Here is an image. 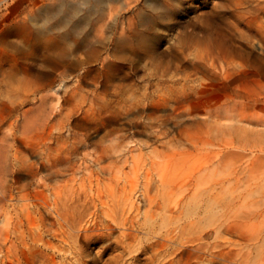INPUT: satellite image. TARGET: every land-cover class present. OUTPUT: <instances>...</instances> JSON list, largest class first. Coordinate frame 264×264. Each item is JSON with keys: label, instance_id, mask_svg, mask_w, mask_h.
<instances>
[{"label": "rangeland", "instance_id": "374dc122", "mask_svg": "<svg viewBox=\"0 0 264 264\" xmlns=\"http://www.w3.org/2000/svg\"><path fill=\"white\" fill-rule=\"evenodd\" d=\"M207 1L209 11L217 0ZM0 9V14L6 12ZM192 21L187 29L191 31L188 36L193 35L190 38L181 36L184 29L173 22L165 26L149 23L148 30L156 36L144 48L135 37L130 41L131 49L140 46L142 50L135 61L137 72L125 78L119 74L125 64L116 52H132L118 41L125 34L128 16L122 2H111L92 18L87 32L71 35L75 47L66 62H74L75 69L54 76L43 88V93L53 94L46 104L49 119L44 127L22 133L19 113L0 108V141L11 145L13 175L22 179L14 198L7 201L9 210L21 214L28 206L46 213L44 203L49 197L54 199L49 190L53 185L60 186L64 200L72 194V184L83 194L81 184L88 183L83 178L88 176L86 164L93 170L94 157L109 153L111 157L106 156L102 164L120 167V181L127 189L131 184L141 189L147 173L151 181L158 180L161 173L187 179L186 188L176 191L180 200L176 211L189 208L195 219L207 217L208 211L228 217L218 232L225 245L211 249L214 254L207 253L200 264L257 263L252 234L259 221L252 212L259 190L264 191V63L253 65L257 58L264 62V38L251 36L244 26L228 37L208 36L204 21ZM35 32L34 26L30 31L7 28L0 19V53L13 59L19 79V84L14 81L9 87L0 77V98L4 100L9 91L16 96L25 92L28 86L21 81L28 75L51 71L50 63L42 58L50 49L46 44L39 46ZM126 33L133 34L128 29ZM56 35L62 33H46L45 37ZM94 45L97 53L92 51ZM32 48L39 55L20 58ZM105 57L117 68L106 67ZM22 67H28L29 74ZM42 162L57 164L62 174L50 178L40 168ZM71 164L74 169L68 167ZM71 176L77 181L70 182ZM101 177L108 182L111 175L108 171ZM214 201L220 204L208 206ZM140 204L144 212L146 204ZM203 221L198 226L207 232V241H212L217 235L212 222ZM189 222L185 216L180 220L181 224ZM117 234L115 231L113 236ZM113 236L90 244L80 238L90 264H103L112 250L108 248L102 259L99 254L115 240ZM61 255L58 264H73L71 258ZM152 255L148 251L139 257L143 263ZM126 256L133 261L131 254Z\"/></svg>", "mask_w": 264, "mask_h": 264}, {"label": "bare ground", "instance_id": "6f19581e", "mask_svg": "<svg viewBox=\"0 0 264 264\" xmlns=\"http://www.w3.org/2000/svg\"><path fill=\"white\" fill-rule=\"evenodd\" d=\"M111 2H122L128 16L125 34L119 35L118 41L132 52H116L117 58L125 64L119 70L121 77L125 78L137 72L135 61L141 56V47L152 45L156 35L147 28L151 22L161 23L162 26L173 22L184 29L181 36H188L191 31L187 29L195 19L205 22L203 30L208 36L228 37L244 26L251 36L264 38V0H217L209 11L207 0H0V8L6 10L0 14L5 27L30 31L34 26L35 37L39 38L35 40L39 46L46 44L50 49L42 58L50 63L51 71L28 75L27 79L21 81L28 86L24 93L16 96L9 91L3 95L6 100L0 98L1 109L9 114L19 113L23 120L22 133L40 130L46 125L49 119L46 104L53 94L43 93L42 90L55 79L54 76H65L75 69L74 62H66L71 49L75 47L70 42L71 35L87 32L92 18L102 13ZM135 18L139 19L138 23L133 21ZM126 29L133 34L128 35ZM46 33L62 35L45 37ZM133 37L139 40L141 47L131 49ZM194 38H198L197 34H194ZM35 40L31 41L33 48L37 44ZM96 46H93V52H96ZM33 48L29 53H21L20 58H29L34 53L39 55ZM4 56L3 52L0 53V77L5 79L7 86L12 87L13 82L19 80L18 71L13 59ZM108 60L105 57L106 67L116 69L117 64ZM262 63L263 60L257 58L253 66ZM22 70L29 74L28 67H22ZM20 87L18 85L17 88ZM32 102L35 105L27 107ZM10 146L0 143V264H58L61 253L71 258L73 264H90V260L86 259L85 245L79 244L80 238L84 237L87 244L98 243L113 236L115 231L118 232L113 236L115 240L104 248V253L99 254L102 259L108 248L112 250L103 264H161L164 260L168 264H200L207 253L214 254L211 249L223 247L226 243L218 232L228 217L208 211L207 217L195 219V213L193 215L189 208L176 211L180 206V200L175 197L176 191L185 189L189 180L175 179L161 173L158 180L151 181L147 173V180L141 189L137 190L132 184L127 189L126 183L120 181L121 168L102 164V160L109 156L104 152L94 157L96 168L92 170L86 164L88 176L83 178L88 179V183L81 184L83 194L76 192L72 184L74 190L64 200L59 185L49 186L54 199L51 201V193L47 195L49 199L44 203L46 213L42 214L39 208L30 210L28 206L21 214L13 213L7 207V201L14 198V191L20 189L22 179L13 175ZM68 167L74 169L75 164ZM40 168H45L52 179L63 172L57 164L46 165L42 162ZM108 171L111 178L103 182L101 176ZM68 179L70 182L77 181L75 176ZM259 193L256 209L252 212L259 223L252 234V241L256 249V264H264V191L259 190ZM141 202L146 204L144 212L141 211ZM214 203L208 206L220 204ZM183 216L189 218L190 222L181 224ZM205 218L213 223L211 226L217 234L212 241H207V232L198 226ZM139 232L144 235L140 236ZM148 251H152L153 255L142 263L139 256ZM128 254L132 255L133 261L126 258Z\"/></svg>", "mask_w": 264, "mask_h": 264}]
</instances>
